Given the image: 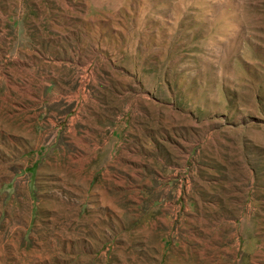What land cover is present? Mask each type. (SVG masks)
Masks as SVG:
<instances>
[{
  "label": "rangeland",
  "instance_id": "rangeland-1",
  "mask_svg": "<svg viewBox=\"0 0 264 264\" xmlns=\"http://www.w3.org/2000/svg\"><path fill=\"white\" fill-rule=\"evenodd\" d=\"M0 264H264V0H0Z\"/></svg>",
  "mask_w": 264,
  "mask_h": 264
}]
</instances>
